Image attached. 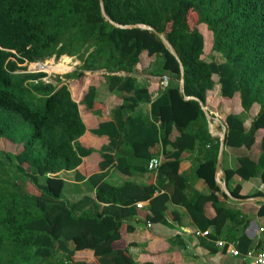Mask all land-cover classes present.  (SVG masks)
Segmentation results:
<instances>
[{
  "label": "trees",
  "instance_id": "trees-1",
  "mask_svg": "<svg viewBox=\"0 0 264 264\" xmlns=\"http://www.w3.org/2000/svg\"><path fill=\"white\" fill-rule=\"evenodd\" d=\"M190 8L194 27L188 23ZM199 25L211 32V51L221 62L202 58ZM144 54L154 61L143 73L168 78L153 100L147 79L135 76ZM62 56L80 62L66 79L100 72L77 102L59 78L56 84L46 83L44 73H29L23 66ZM215 84L221 98L237 96L241 109L224 119V145L250 149L257 130L264 128V0H0V144L5 140L21 147L17 153L0 150V264H86L73 261L85 249L97 264H117V251L105 246L142 199H151V212L161 214L167 202L188 200L187 211L198 228L211 226L218 234L236 215L209 194L219 190V138L209 132L202 108ZM102 92L119 103L91 130L108 139L98 150L100 172L86 179L94 197L67 204L60 174L74 172L84 180L77 168L95 150L79 142L86 131L81 111L101 113ZM253 107L258 111L246 129ZM174 131L178 137L172 140ZM147 143L159 145L165 158L155 185L132 196L137 188L132 183L116 187L104 182L113 165L130 173L126 153L136 158L134 146ZM259 149L254 174L264 183V136ZM183 152L203 155L194 172L205 182L207 195H185L186 181L177 171ZM154 156L136 159L147 167ZM168 183L170 194L150 198L157 185L166 189ZM208 202L216 212L212 220L204 217Z\"/></svg>",
  "mask_w": 264,
  "mask_h": 264
},
{
  "label": "crops",
  "instance_id": "crops-1",
  "mask_svg": "<svg viewBox=\"0 0 264 264\" xmlns=\"http://www.w3.org/2000/svg\"><path fill=\"white\" fill-rule=\"evenodd\" d=\"M137 69L136 66L135 72ZM135 76H137L136 73ZM143 78H146L149 83L148 90L152 95V100L155 99L159 90H161L157 83L159 77L144 74ZM87 84L80 92H77L78 100L81 98ZM210 93H212V96H209ZM100 100L102 101L101 113L96 115L89 110L81 111L86 131L79 142L84 147L95 150L90 156L83 158L82 163L77 168L84 180L80 181L74 172L60 174L65 181L62 198L67 204H76L85 197H94L95 189L88 184L86 179L100 172L99 162L101 159L98 150L106 146L108 139L93 135L91 130L95 129L100 122L107 120L112 107L119 103V100L113 94L106 92L100 96ZM233 101H237V110L229 106ZM204 108L206 109L209 132L213 137L218 138L225 132V117L229 114L239 115L241 112L238 97L234 96L231 100L221 98L218 84H215L213 90L207 93ZM143 111L147 113L149 105L143 106ZM257 111L258 109L253 107L249 119L245 120L244 123L246 129L249 128L250 120L256 115ZM263 136L264 128L258 129L255 142L248 150L244 148L232 149L223 145L219 169L218 171L215 170V180H219L222 186L217 185L219 190L210 193L205 182L197 178L194 172L198 160L202 159L203 155L183 152L180 156L177 171L185 178V195H187V198L192 199L198 194L207 195L209 193L213 200L222 205L230 215L231 213L236 215L233 217L234 219L225 221L218 234L214 233L211 226L205 229L210 230V234L207 236H196L194 234L196 231L205 230L199 229L193 222L186 208L188 200L184 199L180 203L167 202L165 211L161 214L151 212L149 206L151 199H142L136 203V208L131 207L132 214L121 219L117 231L114 233L115 236L105 246L106 249L117 251L116 263L248 264L251 260L247 256L248 253L255 255L264 251V183L254 174L260 155L259 144ZM177 137L178 134L174 131L172 140ZM134 149L137 157L147 158L149 155L154 154L153 158H158L160 164L165 160L159 145L147 143L135 145ZM126 154L129 157L127 165L130 168V173L124 174L113 165L106 169L108 171L104 177V182L116 187L122 186L124 183H132L137 188L131 191V195H143L145 193L143 187L155 185L157 172L143 166V162L136 159L137 157L133 158L128 153ZM241 157H247V159L238 161ZM115 163L116 161H114ZM142 166L146 168L143 172L140 171ZM168 184V189L156 184L157 189L150 198L160 194H170L172 186L170 183ZM233 193L241 197H235ZM123 210L126 213L128 208ZM215 216L216 212L212 204L210 202L206 203L204 217L212 220ZM216 241H223L227 245H232L229 249L234 248L239 252V255H232L227 246L218 247ZM73 261L97 264L93 252L86 249L77 251L73 256Z\"/></svg>",
  "mask_w": 264,
  "mask_h": 264
},
{
  "label": "rangeland",
  "instance_id": "rangeland-1",
  "mask_svg": "<svg viewBox=\"0 0 264 264\" xmlns=\"http://www.w3.org/2000/svg\"><path fill=\"white\" fill-rule=\"evenodd\" d=\"M196 21V16L195 14L191 11V8L189 9L188 12V23L190 27H194ZM200 31V33L203 35L204 38V53L202 58H204L205 60L209 61H215V62H221V57L217 54H214L211 51V46H212V35L211 32H209L206 29L205 25H199L197 27ZM69 61L64 63L65 66H67V71H61L59 69H56L55 66H57L58 64L63 63V56L58 60L55 61L53 58L50 60H47L45 62H39V63H32V64H24L23 66H26L25 71L29 72V73H35V72H42L44 73L46 76L42 79L44 82L46 83H52V84H56V78H59L62 82L66 83L68 85V88L70 90V92L72 93V98L77 101L78 97H77V92H80L82 90L83 87H85V85L89 82H96L99 80V74L100 72H95V73H90V72H85L83 73V77L80 79H75V80H69L65 78L66 74L72 73L74 72L80 65V62L74 58L68 57ZM154 61V57H149L146 54L142 55L140 60H139V64L137 65V77H143L144 73L143 70L144 68L149 64L152 63ZM49 63V64H48ZM68 63V64H67ZM58 70V71H57ZM57 71V72H56ZM62 72V73H61ZM213 79L215 82H217V76L214 75ZM157 83H158V87L159 89H162L161 85H160V78H157ZM104 93L102 92V95ZM209 96H212V93L209 94ZM230 107H234V110H237L238 108V104L237 101H233L230 103L229 105ZM0 150H4V151H12L14 153H17L21 150L20 146H15L12 143L2 140L1 144H0ZM28 190L31 192H34V189L32 187H28ZM61 255L59 254L57 256V258H60Z\"/></svg>",
  "mask_w": 264,
  "mask_h": 264
},
{
  "label": "built area",
  "instance_id": "built-area-1",
  "mask_svg": "<svg viewBox=\"0 0 264 264\" xmlns=\"http://www.w3.org/2000/svg\"><path fill=\"white\" fill-rule=\"evenodd\" d=\"M160 85L162 89L166 88L168 86V78L166 76L160 77ZM160 166V160L158 158H152L148 162V169L151 171L157 170V168ZM149 226V223H148ZM196 236H207L210 234V230L205 231H196L194 232ZM218 247H224L227 246L228 249L232 245H227V243L223 241H216L215 242ZM230 253L234 256L239 255V252L235 250L234 248L229 249ZM247 256L251 259L248 264H264V251L258 252L255 255H252L250 253L247 254Z\"/></svg>",
  "mask_w": 264,
  "mask_h": 264
},
{
  "label": "water",
  "instance_id": "water-1",
  "mask_svg": "<svg viewBox=\"0 0 264 264\" xmlns=\"http://www.w3.org/2000/svg\"><path fill=\"white\" fill-rule=\"evenodd\" d=\"M132 27H139V26H129V28H132ZM181 87H182V82H181ZM202 109L206 113V109L204 107ZM219 138H220V144H219V151H218L217 163H216V168H215L216 171H218L219 169V164L221 160L222 147L224 145V134H221ZM216 181H217V185L221 187L222 183L219 182V180H216Z\"/></svg>",
  "mask_w": 264,
  "mask_h": 264
},
{
  "label": "bare ground",
  "instance_id": "bare-ground-1",
  "mask_svg": "<svg viewBox=\"0 0 264 264\" xmlns=\"http://www.w3.org/2000/svg\"><path fill=\"white\" fill-rule=\"evenodd\" d=\"M69 58L67 56H63V63L58 64L57 66H55L56 69H59L61 71L66 70L67 71V66L64 65V63L68 62ZM49 64V63H48ZM68 64V63H67ZM58 71V70H57ZM56 71V72H57ZM68 72V71H67ZM62 73V72H61Z\"/></svg>",
  "mask_w": 264,
  "mask_h": 264
}]
</instances>
